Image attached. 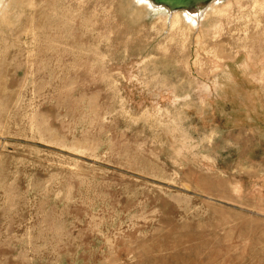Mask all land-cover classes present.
Returning a JSON list of instances; mask_svg holds the SVG:
<instances>
[{
	"label": "rangeland",
	"instance_id": "1",
	"mask_svg": "<svg viewBox=\"0 0 264 264\" xmlns=\"http://www.w3.org/2000/svg\"><path fill=\"white\" fill-rule=\"evenodd\" d=\"M192 1L0 0V264H264V0Z\"/></svg>",
	"mask_w": 264,
	"mask_h": 264
},
{
	"label": "bare ground",
	"instance_id": "2",
	"mask_svg": "<svg viewBox=\"0 0 264 264\" xmlns=\"http://www.w3.org/2000/svg\"><path fill=\"white\" fill-rule=\"evenodd\" d=\"M149 1V0H148ZM161 1H163V0H155V2L156 3H160ZM168 1V3L172 6V7H175L176 6V4L177 3H182L184 0H175V1H173V0H167ZM194 1L195 0H193L192 2H190V3H188L189 5L188 6H191L192 7V9H193V11L194 12H196L197 10H198V7L197 6H195V3H194ZM199 1V0H198ZM198 3V6L201 4L200 2H197ZM194 6H195V8H194ZM197 9V10H196ZM194 19V18H193ZM195 20V19H194Z\"/></svg>",
	"mask_w": 264,
	"mask_h": 264
},
{
	"label": "water",
	"instance_id": "3",
	"mask_svg": "<svg viewBox=\"0 0 264 264\" xmlns=\"http://www.w3.org/2000/svg\"><path fill=\"white\" fill-rule=\"evenodd\" d=\"M173 1H175V0H173ZM153 2H155V0H153ZM163 4H164V5H167L168 7H170L169 4H168V1H167V0H163ZM182 8H184V7H182ZM180 9H181V8H180Z\"/></svg>",
	"mask_w": 264,
	"mask_h": 264
}]
</instances>
